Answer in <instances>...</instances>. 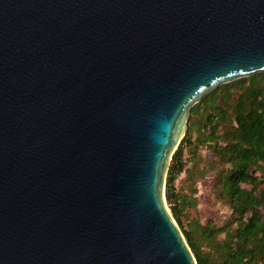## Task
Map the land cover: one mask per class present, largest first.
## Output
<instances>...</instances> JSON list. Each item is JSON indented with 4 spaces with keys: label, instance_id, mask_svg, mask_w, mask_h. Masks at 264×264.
Returning <instances> with one entry per match:
<instances>
[{
    "label": "water",
    "instance_id": "1",
    "mask_svg": "<svg viewBox=\"0 0 264 264\" xmlns=\"http://www.w3.org/2000/svg\"><path fill=\"white\" fill-rule=\"evenodd\" d=\"M261 72L264 0H0V264H196L169 157Z\"/></svg>",
    "mask_w": 264,
    "mask_h": 264
},
{
    "label": "trees",
    "instance_id": "2",
    "mask_svg": "<svg viewBox=\"0 0 264 264\" xmlns=\"http://www.w3.org/2000/svg\"><path fill=\"white\" fill-rule=\"evenodd\" d=\"M186 127L168 165L165 198L196 264H264V72L206 94L189 109ZM199 149L227 167L217 184L218 199L234 217L228 226L208 221L185 230L181 224L195 190L180 196L175 181L186 171L185 151L193 158Z\"/></svg>",
    "mask_w": 264,
    "mask_h": 264
},
{
    "label": "rangeland",
    "instance_id": "3",
    "mask_svg": "<svg viewBox=\"0 0 264 264\" xmlns=\"http://www.w3.org/2000/svg\"><path fill=\"white\" fill-rule=\"evenodd\" d=\"M195 129H193V131ZM185 132L181 136H184ZM194 134H196V132ZM171 157L172 154L169 157L168 163ZM184 159L187 161L186 171L178 176L175 181V186L178 195L183 197H189L190 193L195 190V193H193L194 195L192 194V197L195 199V204L193 208L188 209L185 214L182 215L180 221L183 228L189 230L193 224L204 225L208 221H212L216 227L228 226L231 224L234 217L230 215L229 205L218 199L219 185L217 184V176L220 170L227 168L226 165L218 164L212 154L204 149L196 151L193 158L188 151H185ZM165 206L171 214L170 205L167 204L166 198ZM220 237L222 238L223 235L221 234Z\"/></svg>",
    "mask_w": 264,
    "mask_h": 264
}]
</instances>
